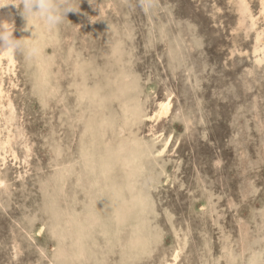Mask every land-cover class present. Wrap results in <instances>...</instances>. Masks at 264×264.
<instances>
[{
  "label": "rangeland",
  "instance_id": "374dc122",
  "mask_svg": "<svg viewBox=\"0 0 264 264\" xmlns=\"http://www.w3.org/2000/svg\"><path fill=\"white\" fill-rule=\"evenodd\" d=\"M76 4L3 7L0 264H264L262 0Z\"/></svg>",
  "mask_w": 264,
  "mask_h": 264
},
{
  "label": "clouds",
  "instance_id": "9594fccd",
  "mask_svg": "<svg viewBox=\"0 0 264 264\" xmlns=\"http://www.w3.org/2000/svg\"><path fill=\"white\" fill-rule=\"evenodd\" d=\"M9 4L21 9L23 17H31L49 31L57 29L67 18V13L78 11L76 0H0V8ZM14 24L0 20V56L10 57L23 51L27 58L33 59L41 54L37 43H29L23 38H15Z\"/></svg>",
  "mask_w": 264,
  "mask_h": 264
},
{
  "label": "bare ground",
  "instance_id": "6f19581e",
  "mask_svg": "<svg viewBox=\"0 0 264 264\" xmlns=\"http://www.w3.org/2000/svg\"><path fill=\"white\" fill-rule=\"evenodd\" d=\"M243 1V0H242ZM115 3V2H114ZM95 4V3H94ZM115 5V4H114ZM10 6V5H9ZM8 6V7H9ZM9 9H3V8H0V20H7L9 23H13L14 24V26H15V23H14V17H13V14L10 12V11H8ZM261 10L262 11H264V0H262V8H261ZM13 11V10H12ZM98 13V12H97ZM255 18V17H254ZM252 19V18H251ZM257 22H259V21H257ZM254 23V22H253ZM31 27V26H30ZM15 28V27H14ZM254 28V27H253ZM111 29V28H110ZM60 32V31H59ZM261 34V33H260ZM129 35V34H128ZM262 35L263 34H261V37L259 36V40H261V38H262ZM257 38V37H256ZM120 39V38H119ZM46 40V39H45ZM68 40V39H67ZM258 43V45H259V41L257 42ZM254 47V46H253ZM257 49V48H256ZM74 50V49H73ZM260 51V50H259ZM5 56H0V74H1V70H2V63H3V58H4ZM72 57V56H71ZM8 58V68L9 69H12L14 66H15V64H16V61H15V58H14V56L12 55V56H10V57H7ZM84 60V59H83ZM82 60V61H83ZM78 63V62H77ZM8 68L6 69V67H5V69L6 70H8ZM81 68V67H80ZM78 69V68H77ZM4 70V69H3ZM5 70V71H6ZM4 71V72H5ZM75 71V70H74ZM3 75V74H2ZM14 76V75H13ZM126 79V78H125ZM3 84H4V82H3V79H2V76L0 75V108H1V106H4V103H3V100H4V98L6 97V95L4 94V88H3ZM122 88V87H121ZM8 95V94H7ZM7 98H8V96H7ZM5 100H6V98H5ZM4 100V101H5ZM141 100V99H140ZM8 101V103H7V105L8 106H10V107H12V105H13V103H12V100L10 99V100H7ZM161 102H163V101H161ZM170 108H171V100H168V101H166V102H163V103H160V108H158L155 112H154V114L151 116V118H156L157 120L158 119H160V118H162L163 116H166L168 113H169V111H170ZM2 109H3V107H2ZM7 109H8V107H7ZM14 110V109H13ZM3 111V110H2ZM8 112V111H7ZM11 112V111H10ZM3 115V114H2ZM8 120V119H7ZM10 122V121H9ZM12 122V121H11ZM6 124V123H5ZM8 124V123H7ZM9 125V124H8ZM143 125V124H142ZM4 127H6V126H4ZM4 127H3V130H4ZM9 126H7V128H8ZM15 129V128H14ZM3 130H1V131H3ZM125 130V129H124ZM122 133V132H121ZM175 133V132H174ZM1 134V133H0ZM9 134H11V133H9ZM14 135V134H13ZM120 135V134H119ZM145 135V134H144ZM12 136V135H11ZM11 136H7V137H5L6 139L4 140V141H2L1 142V145H2V147L3 148H5V150H6V148H8L7 146H8V144H10V142H11ZM2 137V136H1ZM13 137V136H12ZM3 138V137H2ZM13 140V139H12ZM15 141V140H14ZM14 143V142H13ZM166 143H167V141H166ZM165 144V143H164ZM168 144V143H167ZM126 145V144H125ZM14 146V145H13ZM94 150V149H93ZM134 150V149H133ZM163 150L164 149H162V150H159L160 152H163ZM1 151V150H0ZM107 152V151H106ZM2 153V152H1ZM6 153H8V151L6 152ZM11 153H13V155L16 157V152H11ZM12 156V155H11ZM17 158V157H16ZM83 161V160H82ZM125 173V172H124ZM64 177V176H63ZM115 179V178H114ZM127 179V178H126ZM115 182V181H114ZM2 183H4V180L3 179H0V184H2ZM119 183V182H118ZM129 187V186H128ZM90 210V209H89ZM120 215V214H119ZM93 217V216H92ZM137 230V229H136ZM163 242V241H162ZM178 245V244H177ZM173 259H175V260H178V253H176L175 254V256H174V258ZM175 263V262H174ZM174 263H171V264H174Z\"/></svg>",
  "mask_w": 264,
  "mask_h": 264
}]
</instances>
